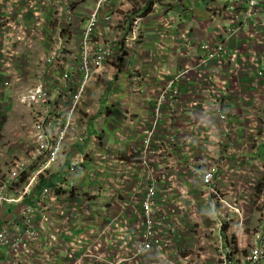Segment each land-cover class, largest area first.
Segmentation results:
<instances>
[{"label": "built area", "instance_id": "1", "mask_svg": "<svg viewBox=\"0 0 264 264\" xmlns=\"http://www.w3.org/2000/svg\"><path fill=\"white\" fill-rule=\"evenodd\" d=\"M111 1L97 0L89 13L75 55L79 84L72 87V73L65 71L62 85L56 90L37 85L20 96L21 103L29 106L34 115L33 150L25 157L14 159L7 179L0 182V250L4 251L1 264H175V255L183 252L176 244V235L188 210L192 211L190 217L196 215V209L209 212L218 233L226 214L237 212L226 201V194H237V184L245 182V171H233L232 112L225 95L232 77L243 65L244 56L238 49L230 48L229 40L244 32L262 43L260 33L252 30L249 23L262 0H245V7L232 11L230 23L223 28L225 39L203 42L201 55L193 62L175 73L161 69L170 76L149 100L151 113L145 119L140 142L131 149L126 163L129 172L138 173L141 178V185L129 200L114 196V200L96 209L90 202L92 191L87 192L76 181L86 162L80 153L72 157L67 169L68 175L75 176L70 183L60 179L53 185H39L40 178L47 177L59 165L67 143L85 142L87 121H79L76 116L90 83L114 56L112 44L92 46L102 21V10ZM53 2L45 0L43 4ZM39 5V0L27 1L37 22L41 14ZM111 14L105 13L103 20L111 23ZM139 21L141 17L125 39L131 42L137 39ZM14 25L22 40L28 27ZM165 27L170 29V24L165 23ZM33 31H40L38 24ZM181 45L184 50L191 48L187 40ZM16 49L8 47L4 52L10 58ZM57 57L61 59L60 54ZM252 59L259 61L256 55ZM227 61L233 62L229 72L225 71ZM263 69L261 65L259 76L264 75ZM185 88L189 98L183 102ZM259 90L255 92V101L259 99ZM179 103L182 106L175 110ZM187 115L195 121L178 130V121ZM215 130L222 134L211 140ZM177 154L184 158L180 161L175 157ZM38 185L41 190L36 193L34 206L26 200ZM177 185L179 188H175ZM189 185L196 191L193 195ZM7 205L16 206L15 219L6 218ZM38 212L41 223L37 221ZM232 215L236 216L234 213L229 218ZM42 239L46 248L39 250ZM257 242L259 245L251 249L247 264H264V235L257 234ZM220 248L223 264H242L233 257L230 246L225 250L223 245ZM185 259L180 261L185 263Z\"/></svg>", "mask_w": 264, "mask_h": 264}, {"label": "crops", "instance_id": "2", "mask_svg": "<svg viewBox=\"0 0 264 264\" xmlns=\"http://www.w3.org/2000/svg\"><path fill=\"white\" fill-rule=\"evenodd\" d=\"M27 1L0 2V142L3 139L18 138L19 143L15 144H23L19 151H23L24 142L31 144L34 121L32 109L21 103L20 96L37 85L56 90L62 85L65 71L72 73V87L79 84L80 74L75 55L89 16V13L74 8V2L79 0H54L51 5H45V0H39L41 14L37 22L33 11L28 9ZM149 3L151 10H143ZM245 5V0H112L105 6L92 46L109 43L114 45L115 52L111 62L90 83L76 116L79 121H87L85 142L67 143L59 165L49 171L47 177H41L39 185L45 187L55 184L60 180L61 173L70 166L72 157L80 153L85 156L86 162L82 167L84 172H78L76 181L87 192L92 191L94 195L91 194L90 202L96 209L98 205L114 200V196L129 200L141 185V178L138 173H130L126 163L131 149L140 142L145 119L151 113L149 100L165 83L167 76H170L161 69L175 73L201 55L203 42L225 39L223 28L230 23L231 12ZM92 7L91 2L90 11ZM105 13H115L116 21L105 22ZM138 17H141V21L138 23L137 39L131 42L125 38L131 35ZM56 20L57 27L47 30L48 22ZM15 23L28 27L22 40L19 29L13 28ZM165 23L170 24V29L165 27ZM249 23L252 30L260 33L257 34L261 36L262 43H257L254 37L244 32L230 38V48L238 49L244 59L225 95L232 112L230 127L235 150L230 155L233 171L244 169V179L247 180L264 170V75L259 76L260 66L264 67V0ZM37 24L39 28L41 26V32L34 33L32 30ZM59 27L65 28L67 35ZM183 40L190 41V49L184 50L181 45ZM8 47L17 48L10 57L12 59L4 52ZM59 54L61 59L57 57ZM254 55L259 61H253ZM232 65V61H227L225 71L229 72ZM11 71L16 77L9 75ZM6 73L9 77L3 76ZM258 88L260 95L255 101ZM182 97L183 102L189 98L186 88ZM16 105H24V109H15ZM181 106L182 103L177 104L175 110ZM194 121V118L187 115L178 121L176 128L184 130L187 124ZM220 130L214 131L215 136L211 140L222 134ZM98 156L101 160H97ZM175 157L180 161L184 158L181 154ZM180 175L183 179L182 172ZM3 180L0 179V182ZM39 185L30 199L26 200L27 203L36 206V193L41 190ZM189 190L191 195L196 193L190 185ZM197 197L200 202V195ZM259 201L263 204L262 220L260 229L252 237V248L259 245L257 234L264 235V195ZM15 209V205L5 207L8 220L17 217ZM258 212L252 207L249 210L250 217L255 218ZM185 218H190V212H187ZM37 221L41 223L40 212ZM189 228L188 225L186 229ZM189 235L187 233V237ZM219 238L221 243L222 240L227 241V237L223 238L222 235ZM180 240L184 242L188 238ZM180 240L179 245L183 249L185 244ZM222 245L224 250L229 246L224 243ZM44 248L45 242L42 239L39 250ZM233 254L237 261L247 264L248 256L241 260L235 250ZM3 257L4 251L0 250V264ZM182 257L181 260L184 259Z\"/></svg>", "mask_w": 264, "mask_h": 264}, {"label": "rangeland", "instance_id": "3", "mask_svg": "<svg viewBox=\"0 0 264 264\" xmlns=\"http://www.w3.org/2000/svg\"><path fill=\"white\" fill-rule=\"evenodd\" d=\"M91 2L93 5L92 8H94L97 0H79L78 2H74V8H77L78 11H82L83 13H90L89 7ZM111 15H113V21L115 22L117 15L115 13ZM85 17H87V15H85ZM127 18L128 17H126V19ZM46 27L49 31L53 30L57 27V20L48 22ZM59 28H61L62 33H66L67 35L65 28ZM113 66L116 67V64L114 63ZM6 74L3 76L9 77V75H12V77H16L15 73H12V71L9 75L8 73ZM100 89L102 92L103 89L101 87ZM14 108L24 109V105H16ZM15 143H19L18 138H11L9 140L3 139V141L0 142V179H7L6 176L9 174L10 170L9 164L13 163L14 159L25 157L27 153L33 150L30 143L24 142L23 151H19L23 144ZM7 146L9 147L7 148ZM97 160H101V157L98 156ZM74 178L75 177L67 174V169L60 175V179L62 181L67 180L68 183ZM250 179H244L246 182L237 184V194H226V201L236 207L237 212H230L228 215L236 214V216L232 215L230 218L226 214L223 220V226L219 231L220 234L218 231L214 230L215 223L209 212L198 211V209L195 208L197 211L196 215L194 214L193 217L188 219L185 217L182 218V222L179 224V232L176 235V244L179 245L180 239L188 238V241L183 242V240H180V242L185 244V246L182 247L184 251L182 253L177 252L174 257L175 264H180V262H182L180 261V257L182 256V258L187 257V260H184L185 263L182 262V264H223L220 257V247L222 243H224V245H229L232 250H235L237 257L241 260L248 256V252L252 249L254 244L252 237L255 235L254 233L260 229V221L262 220L260 216L263 204L259 200L261 196L264 195V170L258 172V175ZM248 186H250V189ZM175 188H179V185L175 186ZM253 197H255L254 201L252 200ZM252 207L259 211L255 218L250 217L249 210H251ZM189 212L192 211L190 210ZM188 225L190 228L186 229ZM187 233L191 235L187 237ZM220 235H222L223 238L227 237V241L222 240L221 243V239L219 238Z\"/></svg>", "mask_w": 264, "mask_h": 264}, {"label": "trees", "instance_id": "4", "mask_svg": "<svg viewBox=\"0 0 264 264\" xmlns=\"http://www.w3.org/2000/svg\"><path fill=\"white\" fill-rule=\"evenodd\" d=\"M143 10H145V11L151 10L150 3H149V4H147Z\"/></svg>", "mask_w": 264, "mask_h": 264}]
</instances>
